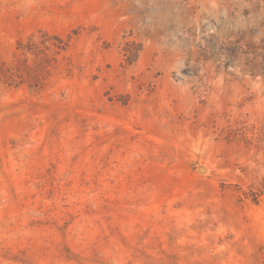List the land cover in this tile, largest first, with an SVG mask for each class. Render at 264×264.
Returning a JSON list of instances; mask_svg holds the SVG:
<instances>
[{"label": "rangeland", "instance_id": "374dc122", "mask_svg": "<svg viewBox=\"0 0 264 264\" xmlns=\"http://www.w3.org/2000/svg\"><path fill=\"white\" fill-rule=\"evenodd\" d=\"M0 264H264V0H0Z\"/></svg>", "mask_w": 264, "mask_h": 264}]
</instances>
